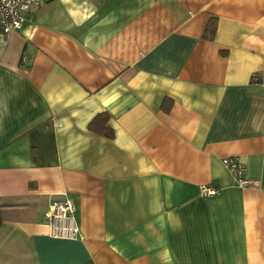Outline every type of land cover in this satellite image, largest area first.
Segmentation results:
<instances>
[{
  "label": "crops",
  "instance_id": "1",
  "mask_svg": "<svg viewBox=\"0 0 264 264\" xmlns=\"http://www.w3.org/2000/svg\"><path fill=\"white\" fill-rule=\"evenodd\" d=\"M55 198L80 237L50 235ZM0 264H264V0H45L0 28Z\"/></svg>",
  "mask_w": 264,
  "mask_h": 264
},
{
  "label": "built area",
  "instance_id": "2",
  "mask_svg": "<svg viewBox=\"0 0 264 264\" xmlns=\"http://www.w3.org/2000/svg\"><path fill=\"white\" fill-rule=\"evenodd\" d=\"M45 0H0V28L4 34L19 28L26 19L27 13L34 7H40ZM233 185L251 186L254 183L244 175V165L234 157L222 159ZM219 189L212 185H201L202 196L218 194ZM50 227V235L57 238L76 239L80 237L79 227L74 217V205L69 199L55 198L48 204L45 213Z\"/></svg>",
  "mask_w": 264,
  "mask_h": 264
},
{
  "label": "trees",
  "instance_id": "3",
  "mask_svg": "<svg viewBox=\"0 0 264 264\" xmlns=\"http://www.w3.org/2000/svg\"><path fill=\"white\" fill-rule=\"evenodd\" d=\"M215 31V23L214 21H210L207 23L206 27L204 28L202 37L206 39H212ZM167 109V108H166ZM108 114L106 113H99L96 114L92 120L88 123L87 128L88 130L103 134L107 137H112V129L107 124Z\"/></svg>",
  "mask_w": 264,
  "mask_h": 264
}]
</instances>
